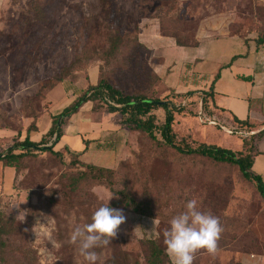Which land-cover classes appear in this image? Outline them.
I'll return each instance as SVG.
<instances>
[{
	"label": "rangeland",
	"instance_id": "rangeland-1",
	"mask_svg": "<svg viewBox=\"0 0 264 264\" xmlns=\"http://www.w3.org/2000/svg\"><path fill=\"white\" fill-rule=\"evenodd\" d=\"M165 3L1 1L0 153L27 133L47 146L54 143L55 137L46 134L51 109L72 102L98 76L127 93L169 97L174 109L181 108L173 123L180 146L205 143L244 151L239 133L223 129L218 117L217 123L203 120L202 114L211 116L206 110L199 113L202 94L196 92L204 87L205 74H215L226 56L223 40L209 47L201 44L193 61L190 49L154 46L152 38L176 35L191 45L224 34L256 37L263 32L264 0H177L169 11ZM114 40L117 48L112 50ZM188 91L193 94H183ZM89 103L87 113L106 112L102 103ZM154 113L157 125L162 124L164 109L157 107ZM127 133L113 174L101 180L56 145L53 149L61 156L38 152L15 167L0 161V212L10 232L0 264H88L69 237L75 226L89 223L99 206L117 197L108 201L109 178L114 189L143 201L152 214L122 209L126 222L111 244L94 249L95 264H148L150 243L164 245L169 221L191 199L217 216L223 227L217 252L201 249L193 264H264V201L252 180L235 165L157 145L142 132ZM37 219L45 225L33 227Z\"/></svg>",
	"mask_w": 264,
	"mask_h": 264
},
{
	"label": "trees",
	"instance_id": "trees-1",
	"mask_svg": "<svg viewBox=\"0 0 264 264\" xmlns=\"http://www.w3.org/2000/svg\"><path fill=\"white\" fill-rule=\"evenodd\" d=\"M168 3L163 4L164 10L169 11L175 8L177 0H167ZM166 14V13H165ZM161 36L172 38L176 45L181 47H194L198 45V41L194 44L188 45L182 43L176 35L160 34ZM256 47L264 46V24L263 32L254 37ZM117 48V42L112 41L110 49L115 50ZM224 66L231 64L232 60ZM154 76H159L153 72ZM219 73L214 76L209 87L206 90H201V111H205L209 114L212 113L213 102V83L218 78ZM241 79L250 80V77L240 76ZM176 96L182 93H171ZM184 95H192L193 92H185ZM150 98L143 94H131L127 93L117 86H114L107 79L100 78L98 76L95 84H90L85 91L70 104L65 106L58 114L51 115V125L47 130L48 136H54V143L47 146V142L41 139L35 141L28 133L25 137L18 141L15 145L8 148L6 151L0 153V161L3 165L8 167H15V164L27 156L36 155L38 152H50L54 155L61 156V151L54 150L55 144L60 140L62 136L61 126L66 120L86 102H93L97 104L102 103L104 109L107 112H118L121 116L120 123L126 127L130 132H142L145 133L150 139H152L157 145H164L175 149L176 151L199 157H205L215 162L228 163L237 166L241 175L249 180H252L260 197L264 201V183L261 177L251 170L255 149V138L260 136L262 132L259 131L249 136L241 135L242 131L251 132L252 125L247 120H240L236 117L233 118L237 124L236 131L243 138L244 151L231 150L229 148L221 147L215 144L200 143L196 147L188 145L180 146L176 143V135L173 131L174 112H179L181 108L174 109L171 101L168 99ZM98 105V104H97ZM157 107L164 109V121L162 124L157 125V117L154 110ZM248 138V139H247ZM87 144V141H85ZM71 157V161L77 162L82 167L88 169L90 175L96 179L107 178V175L113 174L111 168L97 166L91 163H85L80 160L82 151H73L68 146L62 148ZM17 150V152L15 151ZM106 184L112 195L117 197L113 198L108 205L116 209H129L141 216H150L152 213L146 207L143 201L137 200L132 194L124 190H116L112 187L110 178L106 180ZM10 232L6 228L4 217L0 212V260L6 258L5 252L8 247V236ZM150 259L148 264H172L169 256L165 251V245H161L158 241L153 240L150 243Z\"/></svg>",
	"mask_w": 264,
	"mask_h": 264
},
{
	"label": "crops",
	"instance_id": "crops-1",
	"mask_svg": "<svg viewBox=\"0 0 264 264\" xmlns=\"http://www.w3.org/2000/svg\"><path fill=\"white\" fill-rule=\"evenodd\" d=\"M6 1V0H0ZM227 47L226 56L217 63L215 74L206 76L204 87L197 90H206L216 73H219L213 85V118L221 119V126L236 128L234 117L247 120L251 130L255 133L264 130V46L256 47L254 37H241L236 34H224L219 37L199 38L198 45L186 47L190 49V60H198V49L201 44L214 46L217 41ZM141 40V38H140ZM142 41V40H141ZM154 46L166 45L171 48H181L170 37L158 35L152 38ZM143 42V41H142ZM235 57L231 64V59ZM154 72L160 77L158 68ZM240 76H248L250 80L241 79ZM195 82V78L193 79ZM96 82L92 83L95 84ZM71 101L60 105H54L52 115L58 114ZM89 101L84 103L77 112L72 114L61 126L62 136L55 144L57 148L68 146L73 151H82L80 160L97 166L113 168L122 156L124 138L128 129L121 125V116L118 112L87 113ZM87 109V110H86ZM243 132V131H242ZM245 132V131H244ZM254 133V134H255ZM2 131L0 130V137ZM108 140L109 145H106ZM87 141V144H85ZM255 149L251 170L258 174L264 183V131L255 138ZM170 258V257H169ZM171 260V258H170ZM172 262V260H171Z\"/></svg>",
	"mask_w": 264,
	"mask_h": 264
},
{
	"label": "clouds",
	"instance_id": "clouds-1",
	"mask_svg": "<svg viewBox=\"0 0 264 264\" xmlns=\"http://www.w3.org/2000/svg\"><path fill=\"white\" fill-rule=\"evenodd\" d=\"M125 222L123 210L112 208L107 202L92 213L89 223L73 228L69 242L78 244L79 254L88 264H95L98 257L94 249L111 244ZM37 225L45 224L37 219L33 227ZM222 233L219 218L201 210L198 200L191 199L184 205V211L169 221V227L163 232V244L172 264H193L199 250L212 255L217 252Z\"/></svg>",
	"mask_w": 264,
	"mask_h": 264
},
{
	"label": "built area",
	"instance_id": "built-area-1",
	"mask_svg": "<svg viewBox=\"0 0 264 264\" xmlns=\"http://www.w3.org/2000/svg\"><path fill=\"white\" fill-rule=\"evenodd\" d=\"M199 113L201 114L202 111L200 110ZM202 115H203V120H206V121L211 122V123H213V122L217 123V121L214 120L215 118H213L212 116H207V115H204V114H202ZM221 127L223 129L229 131V132H232V131L236 130V128H225L224 126H221ZM241 135H243V136H249V135H251V132H244L243 131V132H241Z\"/></svg>",
	"mask_w": 264,
	"mask_h": 264
},
{
	"label": "water",
	"instance_id": "water-1",
	"mask_svg": "<svg viewBox=\"0 0 264 264\" xmlns=\"http://www.w3.org/2000/svg\"><path fill=\"white\" fill-rule=\"evenodd\" d=\"M213 123H215V122H213ZM255 133V131H251V134H254Z\"/></svg>",
	"mask_w": 264,
	"mask_h": 264
}]
</instances>
